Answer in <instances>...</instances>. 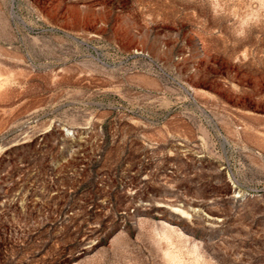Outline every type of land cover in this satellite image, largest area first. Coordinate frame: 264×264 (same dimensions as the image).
<instances>
[{
	"label": "rangeland",
	"instance_id": "1",
	"mask_svg": "<svg viewBox=\"0 0 264 264\" xmlns=\"http://www.w3.org/2000/svg\"><path fill=\"white\" fill-rule=\"evenodd\" d=\"M0 264H264V0H0Z\"/></svg>",
	"mask_w": 264,
	"mask_h": 264
},
{
	"label": "bare ground",
	"instance_id": "2",
	"mask_svg": "<svg viewBox=\"0 0 264 264\" xmlns=\"http://www.w3.org/2000/svg\"><path fill=\"white\" fill-rule=\"evenodd\" d=\"M211 219H213V218H211ZM173 260V259H172Z\"/></svg>",
	"mask_w": 264,
	"mask_h": 264
}]
</instances>
